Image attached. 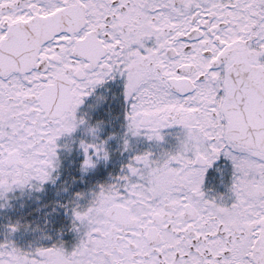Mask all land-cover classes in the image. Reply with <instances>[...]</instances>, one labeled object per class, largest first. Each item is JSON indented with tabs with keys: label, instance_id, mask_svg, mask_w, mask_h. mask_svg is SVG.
Wrapping results in <instances>:
<instances>
[{
	"label": "snow or ice",
	"instance_id": "obj_1",
	"mask_svg": "<svg viewBox=\"0 0 264 264\" xmlns=\"http://www.w3.org/2000/svg\"><path fill=\"white\" fill-rule=\"evenodd\" d=\"M0 264H264V0H0Z\"/></svg>",
	"mask_w": 264,
	"mask_h": 264
}]
</instances>
